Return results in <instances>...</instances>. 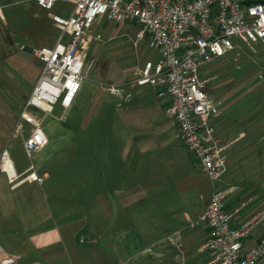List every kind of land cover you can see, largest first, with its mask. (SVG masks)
I'll list each match as a JSON object with an SVG mask.
<instances>
[{"label": "crops", "instance_id": "crops-1", "mask_svg": "<svg viewBox=\"0 0 264 264\" xmlns=\"http://www.w3.org/2000/svg\"><path fill=\"white\" fill-rule=\"evenodd\" d=\"M27 8L38 20H42L38 11H50L36 4ZM48 20L57 29L53 17ZM9 25L0 7V153L8 148L17 174L33 168L45 179L41 183L24 180L13 187L0 174V264L8 257L15 258L14 264H206L209 254L199 249L210 230L190 228L189 223L203 213L220 183L213 185L194 166L177 123L165 114L168 100L159 99L155 88L137 84L145 63L141 62L132 81L120 84L131 94L129 99L111 94L127 126L123 152L128 163L123 158L122 166L117 164L113 144L105 150L96 142L84 150L71 147L79 133L54 113L57 105L71 109L75 100L68 108L61 103L52 106L47 115L33 112L43 120L48 144L30 159L25 150L30 125L24 123L23 132L12 136L42 72L31 49L50 46L29 33L24 34L25 40L32 45H17L23 33ZM150 94L155 95L151 111L145 103ZM230 117L219 105L209 122L219 141L228 146L227 170L219 188L236 187L225 209L234 213L232 225L239 226L263 206V194L257 187L256 171L242 173L256 167L248 159L250 143H243L248 122L241 124L238 117ZM61 145L67 150V161L56 163ZM54 170L64 172L55 174ZM136 173L142 175L140 179H135ZM263 236L264 225L244 241L242 253Z\"/></svg>", "mask_w": 264, "mask_h": 264}, {"label": "built area", "instance_id": "built-area-1", "mask_svg": "<svg viewBox=\"0 0 264 264\" xmlns=\"http://www.w3.org/2000/svg\"><path fill=\"white\" fill-rule=\"evenodd\" d=\"M59 1L72 3L73 9L68 17L53 16L60 32L53 46L31 49L42 64V72L12 136L23 132L24 123L30 125L25 141L27 156L32 159L48 144L43 120L33 112L39 110L47 115L52 106L61 103L68 108L76 99L92 67V62L86 64L85 55L93 44L103 40L101 34H94V25L105 19L117 25L133 23L139 27L135 42L146 40L157 58L146 61L140 68L137 84L155 88L159 99L168 100L165 114L177 123L180 140L193 156L194 166L213 185L222 182L228 146L219 141L215 127L209 122L215 108L208 88L215 78L203 75L201 69L235 50L238 45L233 38L247 45L264 46V2L36 0L45 10L53 9ZM105 89L115 96L123 93L122 85H107ZM0 174H5L13 187L24 180L41 183L45 179L33 168L26 174H17L7 147L0 153ZM235 190V186L214 188L203 213L189 223L190 228L210 230L209 239L199 249L200 253L209 254L206 264H260L264 259V236L242 253L244 241L264 225V205L239 226H233L234 213L226 211L225 205ZM1 262L14 264L15 258Z\"/></svg>", "mask_w": 264, "mask_h": 264}, {"label": "rangeland", "instance_id": "rangeland-1", "mask_svg": "<svg viewBox=\"0 0 264 264\" xmlns=\"http://www.w3.org/2000/svg\"><path fill=\"white\" fill-rule=\"evenodd\" d=\"M34 3L37 5L36 0H0V7L9 19V29L16 30L18 34L23 33V38L18 39L17 45L31 46L32 42L26 41L24 35L29 33L44 38L48 46H53L60 32L51 27L48 19L57 14L68 17L73 4L59 1L50 11H38L42 17V20H38L32 17L33 10L27 8L35 7ZM41 22L43 24H40ZM93 29L94 34H101L103 40L93 44L85 55L86 64L92 62L88 77L84 80L71 109L65 111L57 105L54 114L65 118V122L79 133L71 147L84 150L96 142L97 146L105 150L113 144L117 150L113 154L116 157L115 161L122 166L123 158L127 163L129 161L123 152L126 148L127 126L119 113L116 97H113L105 87L125 85L132 81L141 62L145 63L148 59L155 60L156 52L148 46L146 40L135 45L139 27L133 23L117 25L102 19ZM232 40L238 45L237 48L226 57L205 65L201 73L205 76L213 75L215 78L208 88L214 108L217 109L220 105L223 110H227L230 118L238 117L241 124L248 122L244 128L247 129V134L243 143H250L251 153L248 159L251 163H256V167L244 169L242 173L256 171L259 182L257 187L263 194L260 203L262 206L264 205V46L247 45L237 38ZM117 97L127 100L131 94L123 88V93ZM153 99L155 95L150 94L149 100L145 102L148 103L147 109L150 111ZM50 120L51 118H48L46 124H49ZM182 151L188 158L184 153L185 150ZM73 156H69L71 162ZM78 156L76 159H79ZM64 159L67 161V150L61 145L55 153L54 162H62ZM61 171L64 172V170H54L55 174H62ZM141 176L136 173L135 179H140ZM223 184L224 179L216 185V188Z\"/></svg>", "mask_w": 264, "mask_h": 264}, {"label": "trees", "instance_id": "trees-1", "mask_svg": "<svg viewBox=\"0 0 264 264\" xmlns=\"http://www.w3.org/2000/svg\"><path fill=\"white\" fill-rule=\"evenodd\" d=\"M264 2V0H262Z\"/></svg>", "mask_w": 264, "mask_h": 264}]
</instances>
